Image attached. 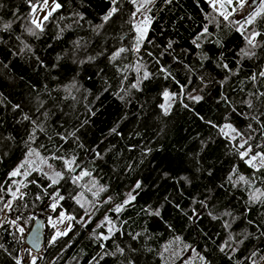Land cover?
Returning <instances> with one entry per match:
<instances>
[{"label": "trees", "instance_id": "16d2710c", "mask_svg": "<svg viewBox=\"0 0 264 264\" xmlns=\"http://www.w3.org/2000/svg\"><path fill=\"white\" fill-rule=\"evenodd\" d=\"M57 2L40 31L30 23L37 0H0V208L12 204L0 212V264L33 253L10 221L30 230L47 211L75 219L49 243L44 216L36 264H264V196L251 199L264 192V169L238 148L250 137L245 148L264 152V45L251 48L237 30L245 15L225 20L207 0H152L141 11L142 0H120L105 21L112 0ZM138 16L148 18L139 32ZM253 27L264 33V21ZM228 124L243 135H225ZM25 159L30 174L10 176ZM53 170L64 178L49 187L43 173ZM81 170L90 175L74 183ZM17 187L23 200L12 199ZM230 234L248 238L221 252Z\"/></svg>", "mask_w": 264, "mask_h": 264}, {"label": "snow or ice", "instance_id": "6c2138e0", "mask_svg": "<svg viewBox=\"0 0 264 264\" xmlns=\"http://www.w3.org/2000/svg\"><path fill=\"white\" fill-rule=\"evenodd\" d=\"M119 2H120V0H112L114 7H112L111 10L109 11V13L104 17L105 21L110 19L111 16L119 10L117 7ZM133 2H135V0H133ZM251 2H252V0H208V3L210 4V6L214 10L219 11V14L221 16H223V18L225 20H228L230 16L237 13L238 11H241V10L245 11V17L246 18L243 21H235V23L239 24V28L237 29L238 31H241L242 34H244L245 32L247 33L244 36V38L247 42V45L254 49L258 46L264 45V41H257V37L264 36V33L258 31L255 27H253L257 23L258 19L261 21H264V0H261L260 6L258 8L248 12L246 10V6L248 4H250ZM150 3H152V0H142V2L137 7V11H141V9L145 8V6L147 4H150ZM48 4H49V0H37V3L33 4V6H32L33 14L36 13L37 11H44V9L48 7ZM52 5L53 6L51 7V9L47 11V14L43 16V20L32 19L30 21V23L35 26V29H39L40 31H43V21H47L49 19V17L52 16L53 12H55L57 9H59L61 7V5L57 2V0H52ZM229 8L231 9V11H226V9H229ZM145 19L147 20V17H145ZM27 30L33 35L36 34L32 28H28ZM137 31L138 32L140 31L139 26H137ZM204 32L205 33L207 32V26H205ZM198 39H199V37H197V40ZM193 43L195 44L196 41L194 40ZM196 46L199 47V44H197ZM128 50L129 49H126L123 47L118 49L115 53H113L111 59L116 60L118 57H120V55L122 53H124ZM133 50L136 52L139 51V41L137 42V47ZM241 51L246 56L255 54L254 52L250 53V52L245 51L243 49ZM224 67L227 68L228 66L225 64ZM137 71H139V69H137ZM161 71H166V70L161 69ZM260 75L264 76V72H261ZM149 76H150V73H148L147 71L143 72V79H148ZM252 79L255 80V77H252ZM133 87H137V85L134 84ZM182 88H183V86H182ZM260 95H264V93H261ZM164 96L169 97V93L167 91H165ZM191 99L198 102L202 99V97L201 96H192ZM251 106H252L251 102H249V107H251ZM185 107H187V105H185ZM25 118L27 119V117H25ZM252 118L256 119L257 122H259L258 117H252ZM262 127H264V125H262ZM225 128L229 129V131L231 133L236 134L235 136L232 137L233 139H235L236 136H242L243 135L237 129H235L231 124L225 125ZM249 128H251V125H249ZM221 131H223V129H221ZM224 134L229 135V132H225ZM249 139H250V137L243 139V142L239 143L238 148L245 149L244 151L239 152V155H240L241 159L248 157V159H246L245 162L249 165V167L254 168L255 171H261V169H264V152H253L251 145H249L247 148H245V145L248 144ZM257 147H259V146H257ZM27 155L28 156H32V155L39 156V153L35 152L34 150H30ZM40 159H41V163L47 164L46 158H40ZM51 159L62 160L63 164L65 166V169H67V171H69V172H74L76 168L80 167L79 165L76 164L75 158L68 159V158H64L62 156H53V157H51ZM31 163H33V161L25 159V161H23L20 165H18V167L15 170H13L10 173V176L15 177L18 175H23V176L27 177L30 174V172L22 171V169H25V166L29 165ZM48 167L52 168V165L48 164ZM43 174L45 176H47V178L51 181V184L49 185V187H51L52 185L58 184L59 181L64 178L63 172L57 171V170H53L52 175H49L48 173H43ZM88 175H90L89 172L81 170V172L79 174L74 175L72 177V180L75 183V182L79 181L80 179H82L84 176H88ZM239 180L244 181L245 183H248L246 178L242 175L239 177ZM31 183H34V181H31ZM23 186L27 187L26 184ZM139 186L140 185L138 183L136 185V187L138 188ZM104 190L105 189H103V188L100 189V191H104ZM17 193H19V196L17 195ZM257 193H258V195H257ZM11 195H12L13 200H17V199L23 200L25 193L21 192L20 188L17 187L16 190L11 193ZM55 196L58 197V199H60V200L64 199V197L60 196L59 193H56ZM261 196H264V192H261L259 189H257L256 192L253 193V195L251 196V199L253 201H257V200H260ZM39 198L40 197H37V199H39ZM130 199H134V197H130ZM127 202L128 201H126L125 203H127ZM261 202L264 203V201H261ZM81 206L83 207V205H81ZM51 207L53 209H55L57 207V204L53 203L51 205ZM5 209L12 210L11 202H5L3 208H0V212L5 211ZM114 210L116 212H120L122 210V206L118 205ZM64 218H65L64 213H60L61 222L63 221ZM17 219H19V217H17ZM67 219L72 220L75 218L68 216ZM10 223L13 225H16L17 231L21 235H23L25 229L23 227H20L19 225H17L16 220H12V221H10ZM104 223H109V224L111 223V221L109 220V218L107 216L105 217L104 222H102L100 225H98V227L104 226ZM0 226H2V225H0ZM227 226L228 225H226V227ZM52 227L56 228V224H52ZM70 230L71 229L69 227V229H67L65 231H56L52 235L51 239L48 242L49 243H55L59 237L66 236L68 234V231H70ZM94 232H95V230H94ZM108 232L112 233V229L109 228ZM262 234H264V233H262ZM100 238L103 240H108L111 238V236L100 234ZM247 238H248L247 235H245L243 239L237 240L234 235L230 234L228 239L225 240L224 243L220 246V251L225 252L226 249H230L231 251L234 252V251L238 250V248L233 247V244H236L237 246L242 245L244 243V240ZM2 247H3V245H0V248H2ZM101 247H103V244H101ZM117 251L120 254H123V252H124V250L122 248H120L119 246H117ZM256 256H257V252L253 251L251 253V256L249 257V259H252L253 257H256ZM200 259L203 260V257H200ZM260 260H264V256H261ZM16 264H21V260L17 259ZM31 264H36V257H32ZM252 264H258L257 260L252 259Z\"/></svg>", "mask_w": 264, "mask_h": 264}, {"label": "rangeland", "instance_id": "374dc122", "mask_svg": "<svg viewBox=\"0 0 264 264\" xmlns=\"http://www.w3.org/2000/svg\"><path fill=\"white\" fill-rule=\"evenodd\" d=\"M207 1H208V0H207ZM52 6H53V5H52V0H49L48 7L45 8L44 11H37V12L35 13V15H34V19L43 20V16L47 14V11L50 10ZM246 10H248V5L246 6ZM226 11H231V9H230V8H229V9H226ZM218 12H219V11H218ZM241 15H243V16L245 15V11H244V10H241V11L239 12V15H238V16L240 17ZM136 22H137V26H139L140 29L144 30V29L146 28L147 23H148V18H147V20H146L144 16H138V17H136ZM225 132H229V135H228V136H230V137H233V136H234V133H231V132L229 131V129H227V128H225L224 133H225ZM47 212H49V211H47ZM47 212L42 213L41 216L44 217V216L46 215ZM64 215H65V218L63 219L62 222H61V220H60V214H59L57 217H52V218H50V217L48 216V218H49V223H51V224H56V225H58V224L61 225V227H60L59 229H55V228L52 227V228H53V234H54L56 231H65V230L69 229V227H71L70 220L67 219L68 215H66L65 213H64ZM15 227H16V225H15ZM24 229H25V228H24ZM111 229H112V228H111ZM28 232H29V230L25 229L23 235L20 236V239H21L23 242L25 241V238H26ZM32 257H40V256H39L38 254H35V253H30V255H29V259L26 261V264L31 263V261H32Z\"/></svg>", "mask_w": 264, "mask_h": 264}, {"label": "water", "instance_id": "95a60500", "mask_svg": "<svg viewBox=\"0 0 264 264\" xmlns=\"http://www.w3.org/2000/svg\"><path fill=\"white\" fill-rule=\"evenodd\" d=\"M261 0H252L250 4H248V12L256 9L260 4ZM36 217L26 238L24 244L35 254H37L43 246L44 242V217L41 216ZM48 216V214H46Z\"/></svg>", "mask_w": 264, "mask_h": 264}, {"label": "built area", "instance_id": "2783aa9c", "mask_svg": "<svg viewBox=\"0 0 264 264\" xmlns=\"http://www.w3.org/2000/svg\"><path fill=\"white\" fill-rule=\"evenodd\" d=\"M10 202V201H9ZM49 226H51L52 227V224L51 223H49ZM61 227V225L60 224H58V225H56V228L55 229H59ZM40 257H42L43 256V252H42V249L37 253Z\"/></svg>", "mask_w": 264, "mask_h": 264}]
</instances>
